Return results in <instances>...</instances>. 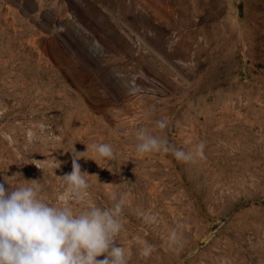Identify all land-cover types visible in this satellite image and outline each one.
<instances>
[{"label": "rangeland", "instance_id": "1", "mask_svg": "<svg viewBox=\"0 0 264 264\" xmlns=\"http://www.w3.org/2000/svg\"><path fill=\"white\" fill-rule=\"evenodd\" d=\"M141 128L204 155L138 153ZM99 143L117 158L77 161L99 178L78 200L58 177ZM17 173L76 213L125 196L127 264H264V0H0L6 190Z\"/></svg>", "mask_w": 264, "mask_h": 264}, {"label": "clouds", "instance_id": "2", "mask_svg": "<svg viewBox=\"0 0 264 264\" xmlns=\"http://www.w3.org/2000/svg\"><path fill=\"white\" fill-rule=\"evenodd\" d=\"M156 123L159 129H165L169 121L162 117ZM136 139V151L141 154L171 153L176 160L184 163L204 155L203 141L196 145L193 153L176 148L166 138L158 137L146 128L137 130ZM86 146V152L78 153L75 150V155L72 154L71 173L58 177L78 200L84 198L85 191L90 187L88 178L98 176L82 171L77 161L87 157L89 150H94L100 158H117L110 144ZM56 162L59 168L60 162ZM48 163V160L34 162L39 169L40 165ZM17 177L22 179L16 180L15 185L8 182ZM5 183L11 187L6 190L5 184L0 183V264H127L126 250L116 244V238L124 227L122 213L125 196L118 200L114 196L116 202L111 208L91 206L76 213L70 207L45 202L42 195L44 185L39 180H26L22 173H17L5 179ZM139 215L146 222L157 219L154 214L144 211ZM180 240L181 234L177 229H172L168 236L169 243L179 244ZM141 244L140 254L150 256L155 246L147 241H141Z\"/></svg>", "mask_w": 264, "mask_h": 264}]
</instances>
